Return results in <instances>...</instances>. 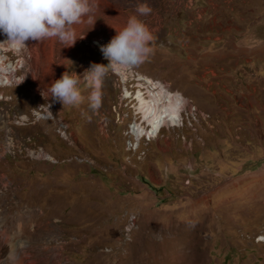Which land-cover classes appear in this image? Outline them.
I'll use <instances>...</instances> for the list:
<instances>
[{
  "label": "rangeland",
  "instance_id": "374dc122",
  "mask_svg": "<svg viewBox=\"0 0 264 264\" xmlns=\"http://www.w3.org/2000/svg\"><path fill=\"white\" fill-rule=\"evenodd\" d=\"M101 2L93 26L114 34L77 26L50 70L30 42L8 52L26 62L0 85V264H264V0ZM138 3L156 40L134 70L188 100L151 138L119 74L97 111L42 95L106 65L91 36L107 44Z\"/></svg>",
  "mask_w": 264,
  "mask_h": 264
},
{
  "label": "clouds",
  "instance_id": "9594fccd",
  "mask_svg": "<svg viewBox=\"0 0 264 264\" xmlns=\"http://www.w3.org/2000/svg\"><path fill=\"white\" fill-rule=\"evenodd\" d=\"M98 7V0H0V33L7 37L0 43L24 48L29 41L40 43L55 39L63 47L73 46L78 38L83 37L77 35V26L88 23L92 27ZM151 11L148 5L138 3L137 15L131 16L107 44L100 45V51L108 61L106 65L93 63L83 78L65 72L42 95L46 92L47 99L50 97L63 106L78 107L87 101L93 111L99 110L103 81L108 72L122 74L131 71L153 54L156 36L139 19ZM82 83L90 90L87 96L81 91Z\"/></svg>",
  "mask_w": 264,
  "mask_h": 264
},
{
  "label": "bare ground",
  "instance_id": "6f19581e",
  "mask_svg": "<svg viewBox=\"0 0 264 264\" xmlns=\"http://www.w3.org/2000/svg\"><path fill=\"white\" fill-rule=\"evenodd\" d=\"M98 1L102 3L101 0ZM102 4L104 5V3ZM103 10L106 11L104 8ZM103 10L99 8L97 13H104ZM118 29L121 28L118 27ZM84 38L90 40V38L88 39L85 36ZM96 38L97 37L91 36V39L94 41ZM1 39L5 41L7 37L0 33V42H3ZM53 41L54 39L46 40L40 43L29 41L31 43L30 47L34 49V54L38 60V66H45L48 70H50L48 67L53 64V53L55 50ZM103 44H106V42L103 41ZM65 48L66 49L63 51L64 57L71 46ZM21 49L22 48L12 47L7 43H0V85L6 84V82H12V79L14 78L13 71L18 68L16 66L26 62L24 61V57H21L20 60H18V63L15 64V67H12L13 63H11L7 58L9 51L13 50L19 52ZM39 51L42 52V55H39ZM119 75L124 77V80H122L124 97L137 101L138 113L141 114V118L142 116H145V118H142V122L132 124L134 133L136 131L138 134L137 137L147 135L151 138L152 135L157 134L164 127L175 126L180 123L182 120L183 110H185L188 102L186 96L182 92L178 90L173 91L167 82L156 81L149 76L140 74L134 69L133 75L129 74V71ZM154 86H156L158 90H154ZM3 98V94L0 93V99ZM24 118L26 120L29 119L26 115Z\"/></svg>",
  "mask_w": 264,
  "mask_h": 264
},
{
  "label": "crops",
  "instance_id": "0c3cea01",
  "mask_svg": "<svg viewBox=\"0 0 264 264\" xmlns=\"http://www.w3.org/2000/svg\"><path fill=\"white\" fill-rule=\"evenodd\" d=\"M88 31H93V32H97L99 34H104V36L106 34H114V33H111L110 31H113V30H110L108 28H106V26L104 25H98L97 27L93 26L92 28L88 29ZM114 32V31H113Z\"/></svg>",
  "mask_w": 264,
  "mask_h": 264
},
{
  "label": "built area",
  "instance_id": "2783aa9c",
  "mask_svg": "<svg viewBox=\"0 0 264 264\" xmlns=\"http://www.w3.org/2000/svg\"><path fill=\"white\" fill-rule=\"evenodd\" d=\"M101 38H102V37H101ZM95 43H97L98 46H100V45H104V44H103V41L100 40V39H98V38H96ZM129 74H132V75H133V70L129 71ZM121 79L124 80V77H121ZM154 90H156V89H154Z\"/></svg>",
  "mask_w": 264,
  "mask_h": 264
}]
</instances>
